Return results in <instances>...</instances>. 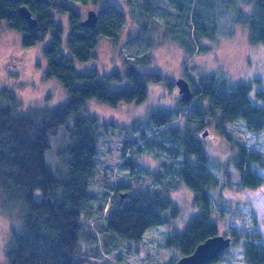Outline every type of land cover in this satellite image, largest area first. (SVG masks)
Here are the masks:
<instances>
[{
  "label": "trees",
  "instance_id": "trees-1",
  "mask_svg": "<svg viewBox=\"0 0 264 264\" xmlns=\"http://www.w3.org/2000/svg\"><path fill=\"white\" fill-rule=\"evenodd\" d=\"M75 1L87 4L101 0ZM140 1L137 6L141 10L137 18H142L143 23L140 25L142 31L136 38L142 37L147 29H156L163 21L162 17L168 18L169 10H174V24L176 20L177 23L188 21L189 5L186 0H162L149 4L147 0ZM254 2L252 14L245 19L249 42L264 44V0ZM21 6L31 12L37 22L35 27L26 23L19 12ZM51 10L68 15L70 33L66 42L72 57L79 62L92 56L91 51L99 37L115 39L119 36L128 20L114 4L96 10L98 21L95 26L88 27L80 25L83 18L64 0H0V19L21 32L25 47L35 45L50 34L48 44L42 50L47 60L46 75L56 77L65 85L70 96L52 110L43 108L30 114H18L12 106L0 104V205L22 201L26 206L23 228L14 235V245L7 253L9 264H85L88 259L84 253L92 248L106 255L103 244L105 230L116 233L121 239L141 240L146 229L165 222L163 212L166 209L178 211L177 207H172L171 199L163 198L160 190L155 188L160 186L167 191L175 188V178L172 177L175 174L192 190L199 211L181 232L168 235L165 241L178 259L189 255L200 242L218 234L216 223L209 217L218 181L209 170L208 163L212 157L205 153L200 139V134L203 136L202 132L207 130L206 120L216 121L224 135L236 143L238 155L235 163L241 174L240 183L248 188H257L263 184L264 178L254 166L264 168L262 152L245 146L241 139L236 141L227 130L239 126L244 128L246 132L238 130L245 133L246 138L250 137L249 141L259 138L264 133V106L251 101L248 82L232 85L226 78L217 77L218 74L196 77V70L188 67L196 77L192 81L185 79L192 91L191 99H177L178 104L174 108L161 105L150 111L146 121L148 130H142L140 138L128 141L120 157L122 163L131 166L134 163L132 151H141L152 136L163 134L162 141L153 143L166 149L172 159H164L161 163L163 168L153 171L137 162L148 177H152L154 188L139 189L131 194L128 185L112 183L103 192L105 197L101 208H96L95 204L89 207L87 200L90 195L97 197L89 193L88 188L93 181L100 127L94 116H81L86 100L97 98L106 105L140 101L147 96L149 81L160 82L164 78L154 72L127 71L125 77L132 85L113 90L104 81L120 80L118 72L103 74L97 68L84 72L77 70L72 58L62 53L63 27L54 21ZM131 38L128 43L130 41L135 46L136 40ZM149 52L145 51L142 55L148 56ZM191 52H194V48H191ZM168 86H173L172 81L168 82ZM256 97L264 101V89L257 90ZM69 116L73 117L72 143L67 147L71 154L69 172L64 178H55L45 167L44 154L49 147L48 137L55 135ZM181 118L188 125L198 122L196 131L199 135L189 128L181 130L170 126L175 122L180 124L177 120ZM192 156L195 162L190 161ZM130 168L135 171L133 165ZM36 193L40 195L39 198H36ZM85 225L89 228L87 233L82 232ZM252 233L253 238L250 241L247 238L241 258L246 264H264V241H260L258 231ZM231 234L233 236L223 235L231 238V241L236 240L237 234L234 231ZM244 235L246 238L245 232ZM222 255L223 251L211 263L219 261ZM176 260L168 263L175 264Z\"/></svg>",
  "mask_w": 264,
  "mask_h": 264
},
{
  "label": "rangeland",
  "instance_id": "rangeland-1",
  "mask_svg": "<svg viewBox=\"0 0 264 264\" xmlns=\"http://www.w3.org/2000/svg\"><path fill=\"white\" fill-rule=\"evenodd\" d=\"M64 1L74 7L81 18L92 8L100 10L108 4L120 8L128 18L127 25L119 36L115 39L99 37L97 45L91 51L92 56L79 62L72 57L66 42L70 33L68 15L51 10L54 21L63 27L62 53L72 58L77 70L84 72L97 68L103 74L118 72L120 80L103 79L113 90L132 85L125 77L127 71L154 72L164 78L160 82L149 81L147 96L140 101L106 105L97 98L86 100L81 116H94L100 127L93 181L88 188L89 193H94L97 197L90 195L87 206L95 204L96 208H101L105 197L103 192L112 183L128 185L131 194L139 189L154 188L152 177L149 178L139 164L153 171L163 168L161 163L164 159H172L167 155L166 149L153 143L156 140L162 141L163 134L152 136L149 143L141 147V151H132L134 163L131 166L122 163L120 157L128 141L140 138L141 131L148 130L146 121L150 111L161 105L169 108L177 106V99L181 100L183 94L176 85L178 78L192 81L199 75L218 74L217 77L226 78L232 85L248 82L251 88L249 98L254 104L264 106V101L256 97L257 90L264 89V44L249 42L248 25L245 23V19L253 12L254 0H186L189 5L188 21L177 23L176 20L174 24V10H169L168 18L162 17L163 21L156 29L143 30L141 38H136L142 31L140 25L143 23L142 18H137L141 10L138 7L140 0H101L99 3L87 4L75 0ZM148 1L150 0L146 1L147 4L156 1L160 3L162 0ZM131 37L136 40L135 46L130 41L128 43ZM49 38L50 34L35 45L25 47L21 32L0 19V104L12 106L18 114H30L43 108L52 110L69 99L65 85L56 77L46 75L47 60L42 50ZM191 48H194L193 53ZM145 51H150L148 56L142 55ZM188 67L196 70V77ZM171 81L173 86L170 88L168 82ZM181 119L177 120L180 124L175 122L170 126L181 130L189 128L199 135L196 131L198 122L188 125ZM206 121L208 133L205 136L200 134V139L205 153L212 157L208 163L209 170L218 181L209 217L216 223L218 234L231 236L232 231L237 234V239H232L230 245L223 250L221 259L211 264H246L241 256L247 238L250 241L253 238L252 232L258 231L260 241H264V180L257 188H248L240 183L241 174L235 163L238 155L236 143L224 135L216 121ZM240 122L244 126V122ZM72 124L73 117L69 116L58 127L57 133L48 137L49 147L44 154L45 167L55 178H64L69 172L71 154L67 147L72 143ZM242 128L234 126L227 131L236 141L241 139L245 146L261 151L264 160V133L249 141L250 137L246 138L245 133L239 131H244ZM190 161L195 162V157H190ZM132 165L135 171H131ZM168 165L171 166L170 163ZM254 167L264 178V168L261 165ZM172 177L176 182L172 190L167 191L160 186L155 188L160 190L163 198H170L172 207H177L178 211L166 209L163 212L165 222L146 229L141 240L121 239L116 233L105 230L103 251L106 255L92 248L84 253L88 259L85 264H169L168 261L178 259L165 240L168 235L181 232L190 218L198 213L199 208L194 203L192 190L184 184L181 177L176 174ZM35 196L40 197L37 193ZM25 211L26 206L22 201L0 205V264H9L7 253L14 245V235L23 228ZM88 231L89 228L85 225L82 232Z\"/></svg>",
  "mask_w": 264,
  "mask_h": 264
},
{
  "label": "water",
  "instance_id": "water-1",
  "mask_svg": "<svg viewBox=\"0 0 264 264\" xmlns=\"http://www.w3.org/2000/svg\"><path fill=\"white\" fill-rule=\"evenodd\" d=\"M19 12L25 18L26 23L30 27H35L37 22L33 18L31 12L27 10L25 6L19 7ZM97 12L95 9H91L87 12L85 18L82 19L80 25L93 27L97 23ZM176 85L179 88L180 93L183 92L181 101H187L192 96V91L187 80L183 78H178ZM205 136L208 132L207 130L202 132ZM231 243V238L224 236L223 234H217L206 238L204 241L200 242L189 255H184L176 260L175 264H210L212 260L217 258L221 252Z\"/></svg>",
  "mask_w": 264,
  "mask_h": 264
},
{
  "label": "built area",
  "instance_id": "built-area-1",
  "mask_svg": "<svg viewBox=\"0 0 264 264\" xmlns=\"http://www.w3.org/2000/svg\"><path fill=\"white\" fill-rule=\"evenodd\" d=\"M184 112L187 113V110H185Z\"/></svg>",
  "mask_w": 264,
  "mask_h": 264
}]
</instances>
